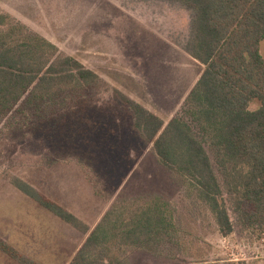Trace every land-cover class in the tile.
Here are the masks:
<instances>
[{"label": "rangeland", "instance_id": "374dc122", "mask_svg": "<svg viewBox=\"0 0 264 264\" xmlns=\"http://www.w3.org/2000/svg\"><path fill=\"white\" fill-rule=\"evenodd\" d=\"M56 10L39 18L50 42L59 56L73 57L100 79L67 91L72 94L63 102L65 93L48 98L39 113L21 105L0 119V238L39 264H65L84 239L17 190L12 181L20 178L90 226L117 201L158 195L169 202L176 234L154 253L125 247L119 255L128 264H264V228L243 224L214 148L204 145L230 233L220 231L208 206L158 163L114 91L165 123L187 119L185 100L204 68L187 52L194 11L179 0H56ZM260 54L264 58V38ZM0 264L18 263L0 251Z\"/></svg>", "mask_w": 264, "mask_h": 264}, {"label": "trees", "instance_id": "16d2710c", "mask_svg": "<svg viewBox=\"0 0 264 264\" xmlns=\"http://www.w3.org/2000/svg\"><path fill=\"white\" fill-rule=\"evenodd\" d=\"M194 11L187 52L203 71L185 100L184 113L165 123L159 116L115 89L132 112L133 126L152 144L160 165L204 202L219 225L232 224L222 187L205 149L215 150L228 192L245 227L264 228V0H179ZM99 76L9 14L0 11V119L31 109L39 113L48 98L94 86ZM58 94V95H59ZM59 102V101H58ZM252 102L258 108L250 109ZM22 105V108H21ZM21 108V109H20ZM30 111V110H29ZM12 185L72 227L87 226L26 181ZM113 203L68 264H128L125 247L154 253L177 232L175 209L160 196ZM0 251L18 264H39L0 238ZM227 264H244L229 261Z\"/></svg>", "mask_w": 264, "mask_h": 264}, {"label": "crops", "instance_id": "0c3cea01", "mask_svg": "<svg viewBox=\"0 0 264 264\" xmlns=\"http://www.w3.org/2000/svg\"><path fill=\"white\" fill-rule=\"evenodd\" d=\"M52 7L54 8L53 10H52ZM0 10L3 11V12H5V13H7V14H9L13 18H15L17 21H19L23 25H25L27 28H29L32 31L40 34L42 37H44L48 41H51L52 42V40L50 38V34L48 33V31L45 30V29H47L45 27V24L41 23L39 21V18L40 19L43 18L41 14L44 13V12H46V13L49 12L50 14L52 12L53 13H56L57 12V10H56V0H0ZM49 20H51V19H49ZM145 108H147V107H145ZM148 110H150V109H148ZM55 202H57L58 204H60L61 206H63L60 202H58V201H55ZM64 208L67 211H69L66 207H64ZM105 211L103 212L102 216L104 215ZM69 212L72 213L73 215H75L73 212H71V211H69ZM102 216L92 226H90L88 223L82 221L78 216H76L82 223L85 224V226H87L88 232H82V231H80V230L72 227L71 225L67 224L66 222L62 221L59 218V220L62 221L64 224H66L70 228L74 229L76 232L83 234V236H84L83 241L78 245V247L76 248V250L75 251L73 250L74 252H73L72 256L78 251V249L81 247V245L84 243L85 239L89 235L90 231H92V229L101 220ZM55 217H57V216H55ZM70 258H69V260H70ZM69 260H67V262H65V264H68Z\"/></svg>", "mask_w": 264, "mask_h": 264}]
</instances>
